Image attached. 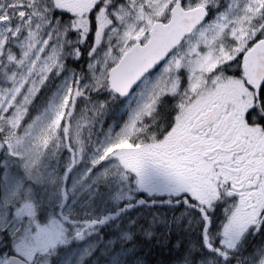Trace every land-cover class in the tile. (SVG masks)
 I'll return each mask as SVG.
<instances>
[{
  "label": "rangeland",
  "instance_id": "obj_1",
  "mask_svg": "<svg viewBox=\"0 0 264 264\" xmlns=\"http://www.w3.org/2000/svg\"><path fill=\"white\" fill-rule=\"evenodd\" d=\"M5 1L0 0V133L4 136L0 152V242L5 245L10 242L4 236L17 237V232L27 227L24 220L12 217L17 206L31 202L41 208L52 193L60 195V203L65 202L63 231L74 230L76 236H82L106 225L112 230L131 229L125 213L129 202L138 193H145L138 186L140 177L158 179L155 172L149 173L152 170L144 156L153 144V135L146 130V114L152 111L157 98L177 90L182 82H188L192 89L204 85L222 62L243 51L259 35L264 36V0H181L187 9L201 5L209 8L213 17L133 98L123 102L109 91L108 72L133 44L146 42L155 22L169 21L178 0H112L107 8L97 10L93 29L88 21L84 24L83 18L75 25L59 24L51 15L44 20L32 19L25 27L13 22ZM24 11L20 16L26 14ZM34 13L44 15L40 10ZM228 40L233 43L229 48L225 45ZM83 55L84 67L75 70L73 63ZM51 81L54 83L45 100L47 108L35 119L31 131L30 125L23 129L19 125L28 103ZM74 101L72 128H67L61 123ZM108 104L121 105L112 112V119L108 118ZM174 185L175 191L145 195L188 192L200 201L204 210L201 218L212 215L214 230L202 234L207 246L217 245L194 261L187 252L172 264H216L224 253L238 252L248 235L240 231L246 216L230 205L224 209L221 203L212 205L206 193L188 191L184 184ZM41 230L38 223L32 224L33 239L27 244L28 250L39 247L35 236ZM64 241L68 246L69 238ZM258 243L245 264H264V237ZM72 248L75 251L64 255L65 264H82L87 250L79 245ZM6 261V255H0V264Z\"/></svg>",
  "mask_w": 264,
  "mask_h": 264
},
{
  "label": "flooded vegetation",
  "instance_id": "obj_2",
  "mask_svg": "<svg viewBox=\"0 0 264 264\" xmlns=\"http://www.w3.org/2000/svg\"><path fill=\"white\" fill-rule=\"evenodd\" d=\"M110 1L112 0H6L5 2L9 5H6V8L12 13L13 22L24 24L25 27L32 19L44 20L51 15V19L54 22L59 20V24L71 22L75 25L83 18L84 24L88 21L89 28L93 29L96 25L94 18L97 10L107 8ZM23 9L26 14L20 16L19 13ZM207 9L209 19L213 17V13L209 8ZM34 10H40L44 15L38 17ZM261 28L264 30V24ZM148 39L149 33L146 42ZM186 40L167 60L185 45ZM263 41L264 36L259 35L243 51L233 54L222 62L216 70L207 75L208 77L204 76L208 79L204 85L192 89L188 82L180 83L177 90L168 91L158 97L152 111L146 114L148 118H146L148 125L146 130L153 135L151 149L144 153L150 171L152 170L149 173L155 172L158 179L167 177L173 184H184L188 191L206 193L210 196L212 205L221 203L220 207L223 209L228 205L232 206L246 216L240 231H247L252 237L264 233L262 226L264 225V81L260 86L255 81H250L246 60L250 51ZM225 43L228 48L233 46L229 40ZM85 63L86 56L83 55L80 60L73 63L72 67L75 70L83 68ZM156 71L148 73L126 97L118 95L112 89L109 71V91L126 102L135 96ZM53 83L54 81H51L46 84L38 91L34 100L28 103L27 113L19 125L23 129L30 125L31 131L35 119L47 108L45 100L53 88ZM76 104L77 101H74L61 123L67 128L71 127V117L76 112ZM114 105H106L110 108L108 118L112 119L113 110L121 107ZM1 135L0 133V152L4 147L2 140L4 136ZM195 137L200 139L196 140ZM28 183L32 186V182ZM23 194L25 193H19V196ZM52 195L53 193L51 196L49 193L46 194L47 197L50 196V200L44 202L41 208L29 202L24 207H19V204L11 213L15 220H24L27 227L17 232V237L4 236L16 253L13 255L12 251H9L5 254L6 264L11 257L20 258L31 264H65L64 255L70 253L74 245L87 250L82 264H111L116 248L132 246L137 236L143 238L146 234L155 237L159 234V231L112 230L108 229L110 225H106L107 228L104 226L98 231L91 230L82 236H76L74 230L63 231L61 222L66 215L65 202L64 200L62 203L59 202L58 193ZM155 196L165 197L164 200L172 209L173 198L182 200L187 197V200H195L200 204L198 199L185 191H181L179 195ZM74 209L77 210L79 207L74 205ZM72 211L74 212L73 209ZM35 222L42 227V230L35 236V243L39 247L33 251V247L28 250L27 244L31 242L21 241L19 237L21 232L26 231L32 238L31 227ZM65 238H69L68 246H64ZM5 246L8 245L3 244V241L0 242L2 249Z\"/></svg>",
  "mask_w": 264,
  "mask_h": 264
},
{
  "label": "trees",
  "instance_id": "obj_3",
  "mask_svg": "<svg viewBox=\"0 0 264 264\" xmlns=\"http://www.w3.org/2000/svg\"><path fill=\"white\" fill-rule=\"evenodd\" d=\"M3 83V80H1ZM114 106H119L115 104ZM116 110H118L116 108ZM116 110H113L116 111ZM143 197L145 203L136 212V220L130 221L131 230L143 231H159L157 236L144 235L140 237V241L136 246L142 250L144 264H172L174 261H179L176 258V253L181 247L184 249V254L189 252L192 257L199 254L207 253L211 248H216L217 243L213 246H207L203 237L204 231L212 232L214 230V219L212 215L201 218L204 210L201 205L195 200H187L173 198L172 209L167 204L165 197H150L145 193H138L132 201L129 202L130 209L136 208L141 201L138 199ZM192 221L188 224L189 219ZM206 229V230H205ZM263 232L256 237L248 235L242 244L241 249L234 253H224V257L218 258L216 264H245L248 257L251 255V250L263 236ZM136 239V238H135ZM209 248V249H208ZM189 250V251H188Z\"/></svg>",
  "mask_w": 264,
  "mask_h": 264
},
{
  "label": "water",
  "instance_id": "obj_4",
  "mask_svg": "<svg viewBox=\"0 0 264 264\" xmlns=\"http://www.w3.org/2000/svg\"><path fill=\"white\" fill-rule=\"evenodd\" d=\"M208 17L209 11L205 6L187 9L178 1L171 10L169 21L155 22L149 31L148 41L134 44L110 70L112 89L122 97L128 96L148 73L158 70ZM246 70L250 81H255L260 86L264 81V41L248 54ZM7 264L31 263L11 257Z\"/></svg>",
  "mask_w": 264,
  "mask_h": 264
},
{
  "label": "snow or ice",
  "instance_id": "obj_5",
  "mask_svg": "<svg viewBox=\"0 0 264 264\" xmlns=\"http://www.w3.org/2000/svg\"><path fill=\"white\" fill-rule=\"evenodd\" d=\"M194 139L199 140L200 137H195ZM138 186L142 192L150 193L153 191L163 192L167 190L168 192L175 191V185L167 178L163 177L160 179H155L150 175H142L140 180L138 181ZM141 203L136 206L134 209H130L127 213H125V221H135L136 220V212L140 207L143 206L145 201L143 197L138 198ZM264 226V225H262ZM111 235H115V233H111ZM19 239L25 242H31V236L25 231L21 232ZM38 240V238H37ZM137 242L143 243L140 241V237H136V241H134L132 246L128 248H116L111 264H142V260H146V257H142V250L139 249L136 244ZM9 251H12V254L15 255V251L11 248V245L5 246L2 250H0V255H5ZM184 254V249L181 247L179 251L176 253V258L179 259ZM195 257L193 258V261ZM231 264V262H229Z\"/></svg>",
  "mask_w": 264,
  "mask_h": 264
}]
</instances>
